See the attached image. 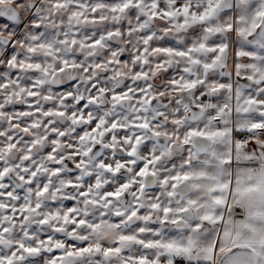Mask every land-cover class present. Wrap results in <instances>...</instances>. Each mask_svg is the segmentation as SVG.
<instances>
[{
	"label": "snow or ice",
	"instance_id": "1",
	"mask_svg": "<svg viewBox=\"0 0 264 264\" xmlns=\"http://www.w3.org/2000/svg\"><path fill=\"white\" fill-rule=\"evenodd\" d=\"M34 7L0 0V264H264V0Z\"/></svg>",
	"mask_w": 264,
	"mask_h": 264
},
{
	"label": "clouds",
	"instance_id": "2",
	"mask_svg": "<svg viewBox=\"0 0 264 264\" xmlns=\"http://www.w3.org/2000/svg\"><path fill=\"white\" fill-rule=\"evenodd\" d=\"M5 5L10 6L16 9L17 13H19V19H23L24 17L28 16L29 14V7L32 5H35V7L32 9L35 11L36 9H39L42 5H46V0H23L22 4H16L15 0H5ZM4 27V25H0V28ZM159 25L157 24V28ZM156 31V29H154ZM119 39V38H118ZM3 52V49H0V53ZM149 72L151 73V64L147 66ZM230 69V65H228L225 68V71H228ZM148 83L150 85L149 88V95L152 93H159L161 91L160 86L164 85L163 95H155L153 99L155 100V105L148 106L145 105V107H151L152 109H155L157 106H165L167 108V111L170 113L172 111V108L175 105V100L177 96L179 95L176 92H170L168 90V85L165 83V81L162 78V75L160 73H156L155 75H150ZM191 97V93H186L184 99L187 100ZM150 115L155 116L156 112L151 111ZM170 119V117H168ZM161 124L165 123V120L162 118L160 120ZM111 143H116L117 145L119 143H122V140L118 141H110Z\"/></svg>",
	"mask_w": 264,
	"mask_h": 264
}]
</instances>
